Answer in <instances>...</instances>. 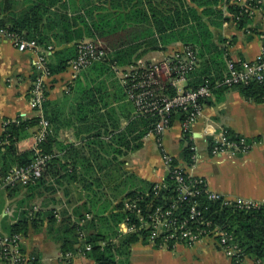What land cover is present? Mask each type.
<instances>
[{
  "label": "crops",
  "instance_id": "crops-1",
  "mask_svg": "<svg viewBox=\"0 0 264 264\" xmlns=\"http://www.w3.org/2000/svg\"><path fill=\"white\" fill-rule=\"evenodd\" d=\"M10 1L12 8L9 10L18 12L35 0ZM220 6L223 7L224 15H229L227 3ZM254 6L252 22L246 28L239 29L232 17L220 27L211 26L216 42L220 37L225 39L220 43L226 53L223 71L227 67V55L253 61L264 47L259 35V32L264 31V0H258ZM183 46L182 42L177 41L164 50L147 51L136 57L142 52L140 49L135 53L134 59L137 61L162 57ZM36 57L33 51H19L9 40H0V134L8 121L36 115L30 103ZM125 67L127 66H118V69L113 67L115 75L108 79L106 75L100 76L85 69L74 79L69 70H65L53 74L49 80L44 114L46 104L52 123L46 115L45 117L57 139L55 150L61 161L68 163L69 171H76L77 176L73 178L71 173L67 175L64 168L58 165L55 171L60 172L59 176H49L54 182V191H45L43 195L37 196V199H42L39 208L55 209L58 222L69 215L73 219L78 218L75 211L79 206L84 207V204L87 208L95 204L100 210L104 206L109 207L105 213L108 215L116 204L125 200L129 191L146 189L151 183L164 182L169 170L163 152L183 163L189 175L204 179L212 191L231 200L240 198L264 202V102L247 100L238 88L216 92L192 128L191 140L196 153L192 164L182 157L187 141L179 120L174 121L159 140L155 134L148 133L142 139L139 149L127 151L123 143L111 142L113 136L105 131V128L113 130L110 124H117L119 129L115 133H118L130 121L129 116L134 114L122 80V69ZM103 80L106 82L101 84ZM92 88L95 97L102 102L103 99L108 101L110 96V106L115 107L116 113L110 115L102 106L96 115L91 112L86 115L78 114L77 109L85 97V90ZM102 102L100 105H103ZM222 128L249 139L253 143L250 150L238 154H212L207 140ZM29 130L31 136L19 142L20 151L35 145L37 127ZM99 131L101 135L96 136ZM104 142L113 146H105L102 144ZM94 153L100 154V161L88 162L87 158L93 159ZM98 178L101 180L97 182ZM92 182L95 194L86 190ZM26 200L24 190L17 192L5 188L0 191V234L9 233L10 226L20 220L21 213L25 210L22 203ZM94 215L88 213L86 219L82 220L86 224L89 221L87 231L107 230L100 219L103 215L96 218ZM93 218L94 225L90 222ZM40 224L39 228L30 224L23 244L29 253L39 257L40 264H97L79 248L71 252L70 256L63 254L57 232L48 220L44 218ZM87 231L83 233L86 234ZM117 232L118 235L111 238L114 243L132 233L125 221L118 224ZM127 258L129 264H232L231 258L213 236H204L193 244L176 243L172 249L166 246L156 247L152 242L140 239L130 245ZM0 264L7 263L0 261ZM245 264L264 263L246 256Z\"/></svg>",
  "mask_w": 264,
  "mask_h": 264
},
{
  "label": "trees",
  "instance_id": "trees-1",
  "mask_svg": "<svg viewBox=\"0 0 264 264\" xmlns=\"http://www.w3.org/2000/svg\"><path fill=\"white\" fill-rule=\"evenodd\" d=\"M224 3H227L229 15H224L223 7L220 6ZM11 8L10 0H0V26L7 27L10 31L24 33L26 38L34 39L43 46L51 45L52 38L56 40L49 60L53 74L67 69L69 61L76 55V44L86 37L106 42L109 50L107 58L95 63L87 70L94 71L100 76L106 75L107 79L115 75L113 68L115 65L133 64L134 55L138 50L142 49V52L136 57L147 51L164 50L172 43L179 41L184 45L193 46L198 56V66L188 75L186 88H195L204 83L206 79L215 80L222 75L225 68V48L220 45L225 39L220 37L216 42L211 26L220 27L223 22L230 21L231 17L239 29L246 28L252 22V16L232 0H80V2L77 0H35L20 12L9 10ZM259 35L262 37L264 46V31L259 32ZM227 58L245 60L231 55H227ZM105 82L106 80H103L100 83ZM124 88L126 90L125 86ZM232 88H238L247 100L257 103L264 102V83L262 82L253 81ZM224 89L229 88H221L216 92ZM85 91V97L77 109L79 115H86L88 112L96 115L102 106L107 109L108 114L116 113L115 107L110 106V96H108V101L103 99L102 102L95 97L93 88ZM169 92L175 93V89L170 87ZM126 97L134 110V114L129 116L130 121L118 133H115V130L119 129L117 124H110L113 130L105 128V131L113 136L111 142L123 143L127 151H135L142 146V139L151 132L158 117L138 115L133 102L128 98L127 90ZM100 102L103 105H100ZM45 115L52 123L46 110V104ZM182 117V114L177 112L173 119L176 121ZM38 122V117H19L5 124L0 134V180L13 167L25 166L35 160V149L32 147L20 151L18 142L29 134L31 135L29 129L36 126ZM95 135L100 136V131ZM184 138L187 145L183 148L182 157L191 164L194 153L191 150L192 134H187ZM102 144L113 146L106 142ZM56 145V134L52 132L38 144L40 154L51 155L39 179L28 184L8 186L6 189L17 192L24 190L27 200L31 201L43 195L45 191H54V182L49 179V176L50 178L59 176L60 172L55 171L58 165L64 168L67 175L71 173L75 178L77 172L74 170L70 172L68 163L61 161L55 150ZM100 159V154L96 153L93 154V159L87 158L88 162L100 161ZM99 180L101 179L98 178L97 182ZM93 183H91L92 187L85 189L95 194ZM156 185L157 183H151L146 189L129 191L125 199L141 197L140 205L145 208L150 204L153 209L157 206L168 207L177 200L176 182L170 174L160 188L155 189ZM202 202L205 222L194 225L197 230L209 231L219 226L234 234L245 255L250 256L256 262L264 263V205L259 208L243 209L235 204H224L222 200H212L207 197H203ZM108 208L104 206L100 210L95 204L87 208L84 204V207L79 206L75 211L78 218L73 219L69 215L62 217L58 222L55 209L39 208L33 211L31 206L22 211L20 220L10 226L9 233L19 232L26 236L30 224L39 228L41 221L46 218L57 232V240L63 254L75 251L79 248L78 245L83 248L91 245V250L86 253L97 264H129L127 256L130 245L140 239L150 243V232L149 230L133 232L121 237L118 243H114L111 238L118 235V224L125 221L127 216L135 217V213L124 210V201L116 204L110 214L105 215ZM181 210L184 213L187 212L186 208ZM88 213H94L95 218L102 214L100 219L107 230L87 231L89 221L86 224L82 223V220L86 219L85 216ZM94 221L93 218L90 221L91 224L95 223ZM84 231L87 232L81 238L80 234ZM176 243L188 244L186 241L176 239H169L165 243L162 236L153 242L156 247L166 245L170 249ZM36 257L35 264H40L39 257Z\"/></svg>",
  "mask_w": 264,
  "mask_h": 264
},
{
  "label": "built area",
  "instance_id": "built-area-1",
  "mask_svg": "<svg viewBox=\"0 0 264 264\" xmlns=\"http://www.w3.org/2000/svg\"><path fill=\"white\" fill-rule=\"evenodd\" d=\"M232 2L238 3L251 15L258 0H232ZM2 39L9 40L19 51L30 50L36 53L35 78L30 89V103L39 122L36 125V142L33 146L36 152L35 160L25 166L13 167L0 180V191L8 186L35 182L42 176L47 161L51 158V155L40 154L38 144L52 132L43 109L47 98L48 83L53 76L49 66V57L54 49L52 45L43 46L34 39L26 38L24 33L10 31L7 27L0 26V40ZM108 54L109 50L104 42L98 39L81 40L76 44V55L69 61L66 70H69L71 78L74 79L83 70L105 60ZM197 66V51L191 45H184L181 49H174L162 57L137 60L122 69L123 85L126 87L128 98L135 106L136 113L158 117L150 132L155 134L158 140L171 128L175 121L173 116L177 112L183 116L179 121L184 137L191 134L193 126L203 115L207 102L215 96L218 89L232 88L253 81L264 83V47L253 61L227 58V67L220 77L215 80L206 79L204 83L195 88H186L188 75ZM115 68L118 69V66L115 65ZM170 87L175 89V93L169 92ZM207 142L212 154L245 153L253 144L246 137L233 135L225 128L213 133ZM191 150L194 151L193 163L196 159L193 145ZM163 157L169 170L168 174L176 182L178 198L168 207L157 206L154 209L150 204L143 208L139 203L141 197L126 198L124 210L135 213V217L127 216L125 220L129 231L133 233L149 230L152 243L159 236L164 238L165 243L169 239H176L186 241L188 244H193L204 236H213L231 258L232 264H245L247 255L233 233L219 226L209 231L197 230L194 225L205 222L204 211L201 207L203 197L222 200L224 204H235L243 209L259 208L264 205V202L240 198L231 200L219 192L210 190L204 179L189 175L183 163L167 152H163ZM162 184L163 182L157 183L155 189L160 188ZM183 208H186V213L181 210ZM37 210L38 206L34 205L33 211ZM84 235L81 232L80 237ZM23 244L24 235L22 233H1L0 261L7 264H35L37 257L29 253ZM78 246L82 252L91 250V245H86L85 248ZM65 255L70 256L71 252Z\"/></svg>",
  "mask_w": 264,
  "mask_h": 264
},
{
  "label": "rangeland",
  "instance_id": "rangeland-1",
  "mask_svg": "<svg viewBox=\"0 0 264 264\" xmlns=\"http://www.w3.org/2000/svg\"><path fill=\"white\" fill-rule=\"evenodd\" d=\"M78 2H80V0H77ZM24 8H22L20 11H22ZM19 11V12H20ZM51 45L55 46L56 45V40L54 38H52V42H51ZM224 70V69H223ZM224 71H222V74H223ZM31 135L29 134L27 137L23 138L22 140L24 139H27L29 138ZM21 140V141H22ZM20 142V141H19ZM19 142H18V147H19ZM52 192V191H51ZM52 194V193H50ZM40 201H42V199H37V197L31 201H28L26 200L25 202L22 203V205L25 207V210L26 209H29L31 206L33 207L34 205H37L39 206L40 205ZM39 209V207H38Z\"/></svg>",
  "mask_w": 264,
  "mask_h": 264
}]
</instances>
